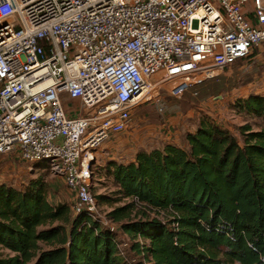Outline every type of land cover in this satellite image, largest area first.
Returning <instances> with one entry per match:
<instances>
[{
	"label": "built area",
	"instance_id": "built-area-1",
	"mask_svg": "<svg viewBox=\"0 0 264 264\" xmlns=\"http://www.w3.org/2000/svg\"><path fill=\"white\" fill-rule=\"evenodd\" d=\"M255 49L264 0H0V155L47 162L74 215L116 232L92 192L98 150L137 108L180 99Z\"/></svg>",
	"mask_w": 264,
	"mask_h": 264
},
{
	"label": "trees",
	"instance_id": "trees-1",
	"mask_svg": "<svg viewBox=\"0 0 264 264\" xmlns=\"http://www.w3.org/2000/svg\"><path fill=\"white\" fill-rule=\"evenodd\" d=\"M255 53L264 56L255 49L238 62ZM216 79L215 96L224 83ZM232 108L261 122L246 123L235 135L204 118L184 144L172 140L139 151L131 162L105 165L114 191L92 192L111 208L116 232L86 213L75 216L72 201H51L44 176L22 188L0 184V264H127L120 234L140 264H264V96L239 98ZM166 122L161 131L170 135L172 122Z\"/></svg>",
	"mask_w": 264,
	"mask_h": 264
},
{
	"label": "rangeland",
	"instance_id": "rangeland-1",
	"mask_svg": "<svg viewBox=\"0 0 264 264\" xmlns=\"http://www.w3.org/2000/svg\"><path fill=\"white\" fill-rule=\"evenodd\" d=\"M249 5L251 7V3ZM251 10L252 7L247 11L250 13ZM255 54L250 61L237 62L229 68L217 70L218 76L224 81L217 96H215L217 92L212 94L210 88L218 84L215 77L206 80L200 84L201 86L196 85L180 99L170 98L162 92L160 103L154 102L137 108L131 133L120 135L122 138L118 142L104 143L97 152L96 178L94 177L96 195L109 196L114 191L112 183L103 170L109 161L131 162L139 151H151L172 140L184 144L186 135L195 132L204 118L212 120L235 135H239L238 128L246 123L256 127L260 120L239 116L232 108L233 102L239 98H246L252 94L264 96V56ZM206 93L208 95L204 96ZM63 104L65 109H71L76 113L74 117L83 115V112L75 111L77 108L74 100L65 96ZM160 109H163V112H160ZM169 120L172 122L170 127L172 134L168 138L160 130H163V123L167 121V124ZM97 170L102 173L101 177L98 176ZM41 176H44L51 185L49 195L51 201L73 202L74 196L65 186L63 179L51 170L44 169L38 163H25L15 153L0 155V184L22 188L30 180ZM110 211L108 205H99V213L105 218V223L113 226L117 231V227L107 216ZM119 241L122 245L123 260L127 264H140L141 258L132 250V242L122 234L119 235Z\"/></svg>",
	"mask_w": 264,
	"mask_h": 264
},
{
	"label": "crops",
	"instance_id": "crops-1",
	"mask_svg": "<svg viewBox=\"0 0 264 264\" xmlns=\"http://www.w3.org/2000/svg\"><path fill=\"white\" fill-rule=\"evenodd\" d=\"M160 131H161V130H160ZM162 132H163V131H162ZM165 135L168 137L169 134H168V133H165ZM113 141H115V140H112L111 143H112ZM170 142H173V141H169V142H166V143H170ZM109 145H110V144H109Z\"/></svg>",
	"mask_w": 264,
	"mask_h": 264
},
{
	"label": "bare ground",
	"instance_id": "bare-ground-1",
	"mask_svg": "<svg viewBox=\"0 0 264 264\" xmlns=\"http://www.w3.org/2000/svg\"><path fill=\"white\" fill-rule=\"evenodd\" d=\"M218 71H213V75H218Z\"/></svg>",
	"mask_w": 264,
	"mask_h": 264
}]
</instances>
